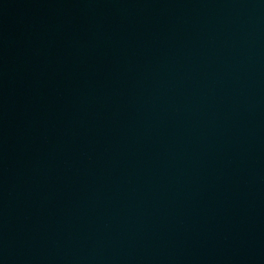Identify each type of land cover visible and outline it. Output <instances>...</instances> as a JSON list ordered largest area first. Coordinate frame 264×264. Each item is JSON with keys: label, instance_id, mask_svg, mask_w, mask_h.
Instances as JSON below:
<instances>
[{"label": "water", "instance_id": "95a60500", "mask_svg": "<svg viewBox=\"0 0 264 264\" xmlns=\"http://www.w3.org/2000/svg\"><path fill=\"white\" fill-rule=\"evenodd\" d=\"M0 264H264V0H0Z\"/></svg>", "mask_w": 264, "mask_h": 264}]
</instances>
